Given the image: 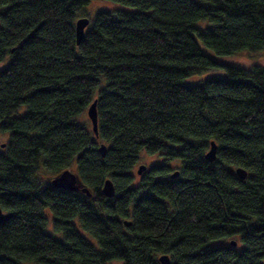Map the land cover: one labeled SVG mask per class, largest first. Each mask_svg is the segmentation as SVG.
Segmentation results:
<instances>
[{"label":"trees","instance_id":"obj_1","mask_svg":"<svg viewBox=\"0 0 264 264\" xmlns=\"http://www.w3.org/2000/svg\"><path fill=\"white\" fill-rule=\"evenodd\" d=\"M90 1L0 0V264H264V66L184 82L264 48V0H113L137 10L98 12L77 46ZM94 100L98 137L77 120ZM142 150L165 162L136 181ZM68 168L91 197L47 183Z\"/></svg>","mask_w":264,"mask_h":264},{"label":"rangeland","instance_id":"obj_2","mask_svg":"<svg viewBox=\"0 0 264 264\" xmlns=\"http://www.w3.org/2000/svg\"><path fill=\"white\" fill-rule=\"evenodd\" d=\"M4 7H0V11H2ZM117 10H123V11H136L137 8L123 5L122 3H117L116 1L113 0H91L88 4L81 6L76 12V18H81V17H87L90 20V23L93 21L94 16L98 12L106 11L108 12H114ZM89 23V24H90ZM210 24L206 21H200L197 23L198 28H205L209 26ZM10 60V55H8L5 60H3L0 63V71L2 69H5V66ZM215 61L218 64V67H215L214 69L207 70L201 73H198L196 75H192L189 78L185 79L184 82L189 85L193 84H198L201 83L205 80L209 79H225L227 78L226 71H225V66H235V67H240V68H251L255 65L259 66H264V48L262 50L258 51H237L233 54L230 55H224V56H219L215 58ZM26 113V107L22 106L14 115L15 116H21ZM88 119L86 114L82 115L81 118H78L77 120L80 121L82 119ZM10 133L8 131H3L0 128V149L4 148L2 147V144H6L9 141ZM164 159L165 157L162 155V152H156L153 154H150L146 152L145 150H142L139 154V159L136 162V166L133 168L131 171V174L134 176V179L137 181L139 179V174H137V169L138 165L144 164L146 166V169H151L154 166L162 165L164 164ZM179 159L171 160L168 161L166 164L168 166H171L172 171L178 170V167L180 165ZM43 176H47L48 173L43 172ZM48 218V224L46 227V230L48 233H51L54 235L56 238H61V234H53V227H52V215L47 214ZM75 223H78V219H75ZM81 233L88 238V240L95 245L96 248H99V245L97 241L91 237L89 234L86 232L82 231L79 229ZM228 242V241H227ZM227 242H223V244H228ZM29 264V263H25ZM108 264H122V262L118 261H113Z\"/></svg>","mask_w":264,"mask_h":264},{"label":"water","instance_id":"obj_3","mask_svg":"<svg viewBox=\"0 0 264 264\" xmlns=\"http://www.w3.org/2000/svg\"><path fill=\"white\" fill-rule=\"evenodd\" d=\"M90 20L87 17H81L76 20L75 23V34H76V44L77 46L81 43L84 37L85 29L89 25ZM97 100L92 101L90 106L88 107L87 111L85 112L87 114V118L90 121V124L92 126L93 133L95 134V137H98V116H97ZM2 147H5V144H2ZM217 145L214 141L211 142L210 149L206 153L205 157L206 160L209 162H213L216 158V151H217ZM101 156H105V153L107 152V146L103 143H100L98 148ZM144 171H146V166L141 164L138 166L137 174H142ZM236 174L241 180H244L247 177V172L245 169L239 167L236 168ZM179 172L174 171L171 174V178L178 177ZM47 182L52 186V188L56 189H64L68 190L70 192H81L86 194L87 197H91V192L84 187L85 185L81 182L80 178L78 177V174L72 170V168H68L63 171V173H59L53 177H50L47 179ZM115 187L111 180L107 179L104 181L103 187H102V194L105 197L112 198L115 195ZM12 217V213L10 212H3V209L0 207V222L6 221ZM127 226H129L130 222L125 223ZM233 245H235V242H232ZM158 261L160 264H171L170 257H168L167 254H163L159 256Z\"/></svg>","mask_w":264,"mask_h":264},{"label":"bare ground","instance_id":"obj_4","mask_svg":"<svg viewBox=\"0 0 264 264\" xmlns=\"http://www.w3.org/2000/svg\"><path fill=\"white\" fill-rule=\"evenodd\" d=\"M99 145H100V143H98V148H99ZM103 157H104V156H103ZM143 165H144V164H143ZM135 166H136V165H135ZM135 166H134V167H135ZM138 166H140V165H138ZM107 179H109V180L112 181L111 178H107ZM107 179H106V180H107ZM112 182H113V181H112ZM47 183H48V182H47ZM48 184H49V183H48ZM49 185H50V184H49ZM50 186H51V185H50ZM84 187H85V186H84ZM86 188H87V187H86ZM78 192H79V191H78ZM83 194H84V193H83ZM126 222H128V221H125L124 224H125ZM128 223H129V222H128ZM125 225H126V224H125ZM126 226H127V225H126Z\"/></svg>","mask_w":264,"mask_h":264},{"label":"flooded vegetation","instance_id":"obj_5","mask_svg":"<svg viewBox=\"0 0 264 264\" xmlns=\"http://www.w3.org/2000/svg\"><path fill=\"white\" fill-rule=\"evenodd\" d=\"M146 170H147V169H146ZM144 172H145V171H144ZM144 172H143V173H144ZM143 173H142V174H140L139 176L143 175Z\"/></svg>","mask_w":264,"mask_h":264}]
</instances>
